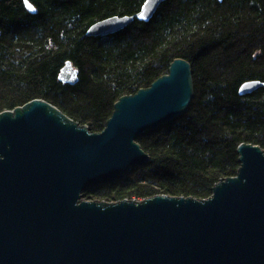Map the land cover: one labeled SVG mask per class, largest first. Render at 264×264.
Returning a JSON list of instances; mask_svg holds the SVG:
<instances>
[{
	"label": "water",
	"instance_id": "water-1",
	"mask_svg": "<svg viewBox=\"0 0 264 264\" xmlns=\"http://www.w3.org/2000/svg\"><path fill=\"white\" fill-rule=\"evenodd\" d=\"M167 0H145L85 36L149 22ZM31 5V9L28 5ZM26 8L37 9L28 0ZM59 79L78 81L68 61ZM247 81L240 94L262 87ZM190 61L121 96L102 131H92L44 99L0 112V264H264V149L238 146L236 175L208 198L158 194L142 200H87L84 191L124 179L150 162L137 139L189 109Z\"/></svg>",
	"mask_w": 264,
	"mask_h": 264
},
{
	"label": "trees",
	"instance_id": "trees-1",
	"mask_svg": "<svg viewBox=\"0 0 264 264\" xmlns=\"http://www.w3.org/2000/svg\"><path fill=\"white\" fill-rule=\"evenodd\" d=\"M0 0V112L44 99L102 131L115 102L190 61L194 98L187 112L137 141L150 162L122 180L84 191L106 201L158 194L208 198L240 166L238 146L264 149V0H167L149 22L108 36H85L94 23L138 13L145 0ZM70 61L78 81L59 75Z\"/></svg>",
	"mask_w": 264,
	"mask_h": 264
},
{
	"label": "rangeland",
	"instance_id": "rangeland-1",
	"mask_svg": "<svg viewBox=\"0 0 264 264\" xmlns=\"http://www.w3.org/2000/svg\"><path fill=\"white\" fill-rule=\"evenodd\" d=\"M85 199H87V200H99V199H89V198H86V197H85ZM129 199L142 200L143 198L134 197V198H129Z\"/></svg>",
	"mask_w": 264,
	"mask_h": 264
},
{
	"label": "snow or ice",
	"instance_id": "snow-or-ice-1",
	"mask_svg": "<svg viewBox=\"0 0 264 264\" xmlns=\"http://www.w3.org/2000/svg\"><path fill=\"white\" fill-rule=\"evenodd\" d=\"M26 2H27V0H26ZM28 7L31 9V5L30 4L28 5Z\"/></svg>",
	"mask_w": 264,
	"mask_h": 264
},
{
	"label": "clouds",
	"instance_id": "clouds-1",
	"mask_svg": "<svg viewBox=\"0 0 264 264\" xmlns=\"http://www.w3.org/2000/svg\"><path fill=\"white\" fill-rule=\"evenodd\" d=\"M0 159H3V157H0Z\"/></svg>",
	"mask_w": 264,
	"mask_h": 264
}]
</instances>
